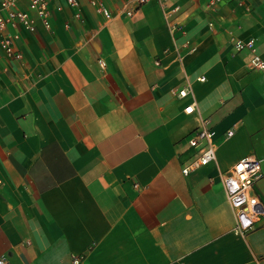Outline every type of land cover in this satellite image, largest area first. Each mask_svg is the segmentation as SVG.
Masks as SVG:
<instances>
[{
  "label": "crops",
  "instance_id": "crops-1",
  "mask_svg": "<svg viewBox=\"0 0 264 264\" xmlns=\"http://www.w3.org/2000/svg\"><path fill=\"white\" fill-rule=\"evenodd\" d=\"M101 1L108 19L54 0L50 29L19 31L21 60L0 51V257L264 264V229L234 233L220 178L246 155L264 172V68L232 45L264 58V0ZM202 124L216 157L185 175Z\"/></svg>",
  "mask_w": 264,
  "mask_h": 264
},
{
  "label": "built area",
  "instance_id": "built-area-1",
  "mask_svg": "<svg viewBox=\"0 0 264 264\" xmlns=\"http://www.w3.org/2000/svg\"><path fill=\"white\" fill-rule=\"evenodd\" d=\"M54 0H0V51L7 59L21 60L23 53L18 47L20 38L19 31L25 29L29 32L37 30L38 21L46 29H50L49 5ZM147 0H137L142 4ZM67 4L75 7L74 15L80 17L79 0H65ZM97 12L105 18L111 17V11L101 0H90ZM128 15L133 10H126ZM212 24V23H210ZM232 45L236 51L247 49L250 52V63L259 68H264V58L256 51L253 38H233ZM182 47L193 49L188 41L181 44ZM179 54V46H174ZM165 49L164 51H167ZM158 62V61H156ZM104 65L103 61H100ZM5 69L0 65V72ZM190 90L184 86L178 90V95L184 96ZM195 102L188 104L184 110L191 112ZM213 130L202 124L197 127L186 139L185 144L193 148L190 157L181 167L183 174H188L199 166L206 165L216 157L215 144L213 141ZM232 131H228L231 135ZM264 174L261 168V159L254 155H246L234 162L227 170L221 172V182L226 192L227 200L234 213L235 234L245 236L249 232L261 228L264 229V200L254 191L256 181ZM83 256L73 255L74 264H82ZM0 264H9L4 257H0Z\"/></svg>",
  "mask_w": 264,
  "mask_h": 264
}]
</instances>
